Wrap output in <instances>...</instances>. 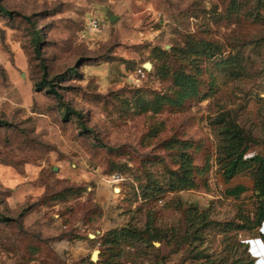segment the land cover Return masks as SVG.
<instances>
[{"label":"rangeland","instance_id":"1","mask_svg":"<svg viewBox=\"0 0 264 264\" xmlns=\"http://www.w3.org/2000/svg\"><path fill=\"white\" fill-rule=\"evenodd\" d=\"M0 5L12 12L0 11V264L259 259L237 241L258 230L230 228L256 208V168L226 179L224 165L229 125L247 137L245 157L264 153V0ZM202 41L215 56L178 51ZM195 208L210 225L196 220L193 243ZM124 227L139 239L113 240Z\"/></svg>","mask_w":264,"mask_h":264},{"label":"trees","instance_id":"2","mask_svg":"<svg viewBox=\"0 0 264 264\" xmlns=\"http://www.w3.org/2000/svg\"><path fill=\"white\" fill-rule=\"evenodd\" d=\"M234 11L237 10L236 5H233ZM0 11L5 12L9 15H12V12L7 10L4 6L0 5ZM175 49L173 51H176ZM182 56L186 55V58H192L194 55L206 54L210 57L216 55L219 49L216 51L213 43L210 42H199V43H191L189 50L188 49H180L178 50ZM163 55H167L166 52H163ZM175 55V53H174ZM145 69V68H144ZM163 77L170 74V71H160ZM150 74V71L148 72ZM175 83L180 87L187 88L190 92L197 91V84L195 80L192 78L190 74L182 73L180 71L175 72ZM45 84V81L37 84L38 87H42ZM51 92L58 94L57 90L54 88V85H50ZM225 132L227 133V144H226V153H227V161L224 165V176L226 179H230L233 176L237 175L244 169L249 166H255V178H254V188H253V198L255 199L257 205L254 211H248L247 213H241L238 216L240 222L230 223V228L235 230L236 232L241 231H253L255 229H259L264 221V153L256 154L251 157H245L246 153L249 149V142L247 137L243 134L242 130L238 126L229 125L225 127ZM185 159L183 162L185 167L188 168L191 166V160L188 155L183 156ZM208 213L206 211H199L198 208H195L190 216V228L193 230H189L190 235L193 237V243L197 242L203 237V233L201 231L202 228H206L210 225V222L207 221ZM201 220L202 228L196 227L197 221ZM260 237L264 241V234L258 231ZM109 235L112 236L113 240L120 241L121 239H139V233L135 229L131 228H121L114 229L109 232ZM250 239V238H249ZM240 246H248L245 242L241 240H237ZM245 259H238L234 262V264H244ZM250 264V263H249Z\"/></svg>","mask_w":264,"mask_h":264},{"label":"water","instance_id":"3","mask_svg":"<svg viewBox=\"0 0 264 264\" xmlns=\"http://www.w3.org/2000/svg\"><path fill=\"white\" fill-rule=\"evenodd\" d=\"M117 19V16H115V15H113V14H111L110 15V20L111 21H114V20H116ZM144 68H146L148 71H151V69L153 68V64L151 63V62H147L146 64H144ZM118 188H116V190H117ZM261 228H263L264 229V223L261 225ZM90 237L91 238H94L95 237V235L94 234H91L90 235ZM253 239H255L256 241L258 240L257 238H250V239H246L244 242L245 243H248L249 245H250V248H249V251L253 254V252H252V246L254 245V242H253ZM263 241V240H262ZM264 242V241H263ZM251 243H252V245H251ZM155 245L156 246H158L159 245V242H155ZM99 253H100V250H95L94 252H93V254H92V260L93 261H97L98 259H99ZM254 255V254H253ZM258 262H259V259L256 261V262H254L253 264H258Z\"/></svg>","mask_w":264,"mask_h":264},{"label":"built area","instance_id":"4","mask_svg":"<svg viewBox=\"0 0 264 264\" xmlns=\"http://www.w3.org/2000/svg\"><path fill=\"white\" fill-rule=\"evenodd\" d=\"M92 24H93L94 29H100L101 23H100L99 18H94L92 20ZM148 72L149 71L146 68L145 69L144 68H140V69H138L137 74H138V77L140 79H146L148 77V75H149ZM263 223H264V221H263ZM259 231L262 234H264V229L263 228L260 227ZM257 239L261 240V241L263 240L261 237H259Z\"/></svg>","mask_w":264,"mask_h":264},{"label":"bare ground","instance_id":"5","mask_svg":"<svg viewBox=\"0 0 264 264\" xmlns=\"http://www.w3.org/2000/svg\"><path fill=\"white\" fill-rule=\"evenodd\" d=\"M253 242H254V245L251 247L252 248V252L255 255H257L256 253H257V250L259 248L261 250V254L260 255H262V256H261V258H259L258 264H264V257H263L264 256V242L261 241V240H257L256 241L255 239H253Z\"/></svg>","mask_w":264,"mask_h":264},{"label":"crops","instance_id":"6","mask_svg":"<svg viewBox=\"0 0 264 264\" xmlns=\"http://www.w3.org/2000/svg\"><path fill=\"white\" fill-rule=\"evenodd\" d=\"M259 229H260V228H259ZM259 229H258V231H259ZM256 254H257V257H258V258H261L262 255H260V254H261V250H260L259 248H258ZM263 257H264V256H263Z\"/></svg>","mask_w":264,"mask_h":264}]
</instances>
